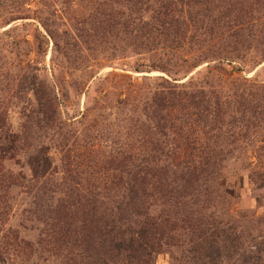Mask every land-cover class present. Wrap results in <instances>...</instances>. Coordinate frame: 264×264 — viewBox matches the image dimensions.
I'll return each instance as SVG.
<instances>
[{
  "label": "rangeland",
  "instance_id": "rangeland-1",
  "mask_svg": "<svg viewBox=\"0 0 264 264\" xmlns=\"http://www.w3.org/2000/svg\"><path fill=\"white\" fill-rule=\"evenodd\" d=\"M141 229L129 264H264V0H0V264Z\"/></svg>",
  "mask_w": 264,
  "mask_h": 264
},
{
  "label": "trees",
  "instance_id": "trees-1",
  "mask_svg": "<svg viewBox=\"0 0 264 264\" xmlns=\"http://www.w3.org/2000/svg\"><path fill=\"white\" fill-rule=\"evenodd\" d=\"M139 239V243L138 241L134 242L132 241V239H129L127 243H124L123 241H118L114 244L117 250L125 251V259L127 264H129L132 260H138L143 257L145 258L149 254L150 249L152 248V243L148 238L147 231L141 229L139 231Z\"/></svg>",
  "mask_w": 264,
  "mask_h": 264
}]
</instances>
